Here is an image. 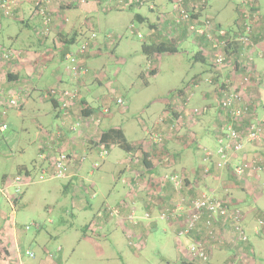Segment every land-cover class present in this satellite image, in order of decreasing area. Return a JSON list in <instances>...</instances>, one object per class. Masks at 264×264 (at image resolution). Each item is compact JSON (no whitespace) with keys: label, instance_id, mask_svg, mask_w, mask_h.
Here are the masks:
<instances>
[{"label":"crops","instance_id":"0c3cea01","mask_svg":"<svg viewBox=\"0 0 264 264\" xmlns=\"http://www.w3.org/2000/svg\"><path fill=\"white\" fill-rule=\"evenodd\" d=\"M109 1L84 0L76 3V8L61 10L60 13H57L59 16L54 21L50 35L43 39L37 37L42 21L35 13L31 1L23 2L11 18H6L0 13V34L3 33V36H0V53L2 50L14 49L23 54L16 61L3 62L0 60V88L7 95L20 97L23 102L19 110L10 108L6 119L3 120V122L7 123L8 129L0 131V158L12 159L17 153H26V149L23 147L15 148V146H18L16 145L18 140L16 132H8L11 130L10 126L13 121L21 116L22 118L24 117L22 112L26 110L32 99L35 100L33 98L35 92L39 93L40 96L38 100L33 102L29 112H33L35 120L33 122L40 129V145L32 167L27 166L25 161H17L15 166L17 172L20 173V169H23L22 173L29 171L31 174L38 165L40 169L47 170L44 172L53 176L56 155L60 152L70 154L69 177L65 179L61 188L62 195L66 198V201H59L57 206L51 205L47 207V210H54L57 207L65 209L63 211L65 218L57 224L49 218L46 222L50 226H47L40 218L32 220L31 223H28L29 220L23 219V214L19 213L18 210L19 208L22 209V206H26L24 203L25 190L20 201L15 202L12 199H10L12 201H9L7 198H10V195L6 194L5 188L10 182L7 187L14 189L13 177L17 175V172L14 175L3 174L0 179V197L5 200V203L3 205L2 202L0 203V264H69L78 251L84 254L85 252L88 253L89 250L91 251L90 259L92 261L99 264H109L114 256L113 245H117L120 240V237L116 236L119 235L118 232H121L126 239L128 234L127 241L130 240L131 242L132 238L129 234L132 233L143 238V242L146 234L157 229L160 223L163 222L168 226L166 230L177 234L180 227L179 221H162L158 218V213L162 208L171 207L176 203L174 199L176 191L172 184L169 182L164 183V179L169 178L166 175L169 171L172 172L178 168L181 169V167L187 171L186 174L191 181L183 192V194L187 193L188 197L192 196L191 194H194L195 191L199 192L212 186L213 191L219 194L222 193V195L226 190H229L243 206L250 199L256 200L257 195L263 190L264 176L259 181L255 180L254 176H249L243 181L236 180L237 184L234 183L232 188L226 186L229 179L226 180L223 175H221L224 178L222 185L220 182L212 184L204 181L203 175H201L204 172V166L198 165L197 168H193L187 162L188 156L183 155L182 150L184 148H186L185 151L187 149L190 150L197 141L199 143L203 141L206 134L198 129L197 140L194 141L190 133L182 134L181 131L179 133V131L177 132L178 128L174 130L172 122H170V130L171 127L173 129L169 132L167 125L169 121L164 123L157 121L151 130L164 133L163 135L166 136L165 151L168 150L167 146L171 144L179 143L180 146L181 144L183 146H181L179 152H171L172 154H167V157L162 154L164 157H161V159L157 155L159 156L161 152L164 153V150H159L157 146L154 147L148 134L150 129L145 131L148 140L143 137V140L130 141L124 127H108V129L121 128L130 142L141 144L143 150L151 155L149 160L152 162V168H147L143 164V157L139 152L128 154L129 157L126 162H118V165L125 166L119 167L114 171L118 174L121 187L117 185L118 182L110 184L109 189L105 187V176L108 175L109 178L111 173H114L112 171L114 164H112L113 161L110 159L114 146L110 150L107 149L108 155L104 159L100 157V146L97 147V141L101 133L108 129H102L101 125L104 120H101V116L91 111L92 114L89 117H85L82 115L81 110L83 105L94 110L97 109L99 104L102 106L107 105V96L94 97L97 91L95 92L93 87L100 84V79L97 76L99 72H96V69L89 68L88 76H82L79 79L73 77L67 70L69 63L60 55V52L63 51V46L60 42L62 37L80 33L78 38V41H80L82 36L86 34L85 29L86 26L90 25L91 18L100 12L109 14L112 11H128L132 15V30H134L135 22L146 24L150 29L148 38L151 39V42L165 41L167 38H172L178 45V52L180 51V44L189 40L190 36L185 25H177L175 23L174 0H144L147 3L143 4L136 3V0H123L122 3H120L121 0H114L112 3ZM201 2H204L203 5ZM259 2L260 0L256 3L258 20L253 22L252 38L263 51V57L259 55L258 50L257 53L250 54L254 62L250 63L249 57H244V61L247 64L253 63L254 65L256 58L264 59V14L260 11ZM186 4L195 14V17L212 20L223 28L235 31V33L242 32L244 23L248 22L242 13L245 5L241 1L186 0ZM18 24L23 29L15 32L13 28L16 25L18 26ZM92 26L94 27V25ZM6 38L12 44L10 47H5L1 43L4 42L1 40ZM14 45L17 47H14ZM193 48L195 52L193 54L194 62L203 64V71L206 75H210V81L218 80L217 74L210 64L209 56L207 58V54L210 52L208 44L202 38L195 37ZM209 55L211 58L210 53ZM87 60L84 61L85 64L86 62H91L93 58ZM258 73H256L255 79L253 76L254 80L246 88V91L250 97L256 98L261 103L255 112L264 117V114L260 113V109H264V89H262L263 83L261 80L264 66ZM141 74L145 75V73ZM10 76L12 77L10 78ZM200 77V75H197L194 79H199ZM53 86L80 92L81 100L73 104L68 117H63L54 103L41 97V93L44 90L46 91ZM210 93H206V98H208ZM92 96L93 99L91 100ZM47 102L52 103L55 109L56 123L53 120L42 121L44 117L48 116L45 106ZM219 114V118L217 120L215 118V131H218L226 123V118H224L226 114L223 111H219ZM15 116L16 118H14ZM74 123L81 125L75 132L71 130ZM248 148L249 150L252 149ZM181 154L182 156L180 157ZM82 158L85 159L83 160ZM163 163L170 167H164ZM224 175L228 177L226 174ZM50 188L46 189V193L52 194L53 190ZM93 193L96 195L94 196ZM114 209L119 210L117 216L111 214ZM133 210L140 216L138 224L127 221ZM146 212L151 214L152 219L144 218ZM250 212L251 216L246 218L250 241L242 249L248 253L252 251L254 256L257 257L250 232L256 239L264 240V228L259 234L254 231L258 220L264 219V211L254 207ZM87 213H90L89 217ZM24 216L26 218L30 217L28 212H25ZM84 217L88 219H85L79 228L83 235L79 236L75 232L76 235L74 237L72 232L76 227V219L80 221ZM25 224H35L37 227H34L35 231L32 234H29V232L22 229ZM46 230L55 233V235H52L55 242L49 245L46 243L47 237L44 234ZM109 241L112 243L111 246L113 248H110L106 243ZM28 251L33 254V257L26 254ZM223 253L227 254L225 258L231 257L233 249L230 248ZM122 256V254H119L120 258ZM225 258L221 257L219 261Z\"/></svg>","mask_w":264,"mask_h":264},{"label":"rangeland","instance_id":"374dc122","mask_svg":"<svg viewBox=\"0 0 264 264\" xmlns=\"http://www.w3.org/2000/svg\"><path fill=\"white\" fill-rule=\"evenodd\" d=\"M234 1H241V3H243L244 0ZM109 2L112 3L114 0H110ZM259 7L261 13L264 14V0H260ZM247 9L248 6L245 5L242 13ZM90 22V25L86 26L85 35L89 37V35L97 34L99 37L98 39L100 40L99 42L101 43L100 47L102 48L99 49V47H96L97 45L92 48L90 59L93 58V60H91V62H86V65L88 68H94L96 69V72H99L97 76L100 79V84L93 87L94 91H97L94 97L98 96L100 98L101 96H107L106 104H109L110 106L109 114L104 115L100 112L101 120H104L101 125L102 129L121 126L126 129L130 141L143 140V137L148 140L145 132L146 129L154 128L155 123L159 121L161 117L167 119L166 114L168 112L167 107L170 95L178 89L187 87V92L190 98L187 109L192 112L195 109H199L202 112L194 119V121L188 123V125L186 124L181 132L182 134H186V132L190 133V136L193 139L199 129V131H203L206 136L200 143L197 141L190 150L187 149L185 151L186 148H184L182 150L184 154H182L188 156L187 162H189L193 168H197L198 165H201V167L206 166L204 162L205 149L212 153H215L217 149L215 135L216 128L214 124L215 118L217 120L220 116L219 111H221V109L218 98L214 93V86L206 83V79H209L210 75H206L203 71L204 66L202 63L194 62L193 54L195 52L193 44L195 37L190 35L189 40H186L183 43L180 42V51L178 53L163 54L162 56L149 60L142 53V44L151 42V39L148 38L150 29L146 24L135 22L134 30H132V15H130L128 11H112L109 14H103L100 12L95 17L91 18ZM92 25H94V27ZM18 26L16 25L15 28H13L15 32L23 29L20 24H18ZM110 35L114 37L113 40H109L108 36ZM0 36H3V33H1ZM1 41H4L1 43L4 44L5 47H10L12 45L7 38ZM84 41L85 38L82 37L73 49L77 51L78 46ZM14 47L17 46L14 45ZM259 50L260 49H258L259 53L263 52L262 50ZM90 59L88 57V60ZM256 59L255 65L253 64L254 67H252L255 74L260 72L264 66V59ZM151 64L158 69V73L155 76L149 75ZM153 66L151 68H153ZM141 73H145L146 80L140 76ZM197 75H200L201 77L198 80L199 83L196 88L193 79ZM261 80L263 83L262 89H264V73L261 75ZM146 81H148V84ZM208 92L211 93L208 98H206V93ZM39 96V93L35 92L33 94L35 100H38ZM92 99L93 96L91 100ZM117 99H122L124 105H118ZM35 100L32 99L26 110L22 112V115L24 116L23 118L21 116L19 119L13 121L14 123L12 122V125L10 126L11 130L8 132H16L18 138L16 145L18 146H15V148L23 147L26 149V153H17L12 159L0 158V179L3 174L8 173L9 175H14L17 172L15 167L17 161H25L27 166L32 167L33 161L36 160L38 146L40 145V129L36 127L33 122L35 121L33 112H29L31 105ZM178 101L179 100L176 97L174 102L178 103ZM45 106L48 116L44 117L42 121L53 120L56 123L57 119L54 116L55 109L52 103L47 102ZM101 108L102 105L99 104L97 109L100 111ZM205 108L207 110H205ZM260 113L264 114V109H260ZM14 118H16V116ZM167 125L169 130L170 122ZM177 131H179V128ZM181 146L183 145L181 144ZM181 146L179 143L175 145L171 144L170 146L168 145L167 152L165 151L159 156L157 155V157H160L159 159H161V157H167L172 153H177L180 151ZM162 154H164V156ZM128 157V153L124 152L119 147L114 146L112 153L110 154V159L113 161L112 164H114L112 171L114 172L119 167L125 166L118 165V162H126ZM163 164L164 167H170L167 166L166 163ZM44 171L47 170L40 169V166L38 165L37 168H34L32 171L31 181L24 188L26 194L24 203L26 206H22V209L19 208L18 212L23 214V219L29 220L28 223L40 218L47 224V226H50V224L46 222L48 218L54 220L56 224L65 218L63 215L65 209L57 207L54 210H47L48 206H57L59 201H66V198L62 195L61 191L65 179H57L50 174H43ZM181 172H183L184 175L181 174ZM186 172L187 171L181 167V169L178 168L172 172L169 171L166 175L178 174L183 181L188 180L191 182ZM215 174L217 173L215 172ZM22 177H25V175H22ZM217 180L218 178L215 176V178H209L208 182L214 184L218 183ZM115 182H118L117 185L121 187L116 172L111 173L109 178L108 175L104 178L105 187L107 189L110 188V184ZM9 184L10 182L5 188L6 194L10 196L15 195V190L7 187ZM49 187L53 190L52 194L46 193V189ZM175 194L176 196H174V199L176 202L184 199V203L189 204L191 201V197H188L187 193L183 194L181 192H175ZM197 194L198 193L195 191V193L191 195L197 196ZM1 202L2 205L5 203V200L2 197H0V203ZM248 202L241 206L247 217L251 216L250 211L254 207L264 211V187L257 195L256 200L250 199ZM25 212H28L30 217L26 218V216H24ZM87 215L89 217L90 213H87ZM85 219L88 218L84 217L80 221L76 219V227L72 232L74 237L76 235L75 232H77V235L79 236L83 235L79 228L80 224L83 223ZM31 228L29 234H32L35 231V228ZM166 228L168 229L166 223H160V226L157 229L146 234V238L143 242V238L130 233L129 235L132 238V243L130 240L127 241L128 234L126 239L121 232H118L119 235L116 236H119L120 240L117 245H113L114 256L109 264H178L181 259H184L187 256V248L190 240L180 238L177 234L166 230ZM44 234L45 237H47V245L55 242V239L52 237V235H55L53 231L46 230ZM250 235L255 245L257 256L254 257L255 261H253V263L264 264V240L261 241L256 239L251 232ZM106 243L110 248H113L110 241ZM90 253V250L88 253L85 252L84 254L78 251V253L72 257L69 264H99L90 259ZM119 254L123 255L122 258L119 257ZM226 256V253H218L214 257L213 264H216L215 261L218 262L221 257L225 258ZM197 264L203 263L198 262Z\"/></svg>","mask_w":264,"mask_h":264},{"label":"built area","instance_id":"2783aa9c","mask_svg":"<svg viewBox=\"0 0 264 264\" xmlns=\"http://www.w3.org/2000/svg\"><path fill=\"white\" fill-rule=\"evenodd\" d=\"M26 1L32 2L35 13L42 21L38 36L45 38L50 35L54 21L59 16L57 14L60 13L59 6L68 3L69 0H0V13L6 18H11L20 5ZM76 1L79 3L84 0ZM120 2L122 3L123 0ZM136 3L147 2L136 0ZM203 3L201 2L202 5ZM242 4L248 6V9L243 12L248 22L244 23L241 34L233 36V41L239 42L244 47L243 51L240 52V58H237L235 53L230 58L227 56L224 50L228 45L227 42L213 37L212 32L216 30L215 23L209 19L201 20V18L194 17L193 12L187 7L186 0H174L173 12L177 25H185L191 34L206 36L213 42L215 48L213 54L214 69L223 70L232 66L239 73H235L236 78H238L235 83L228 81L214 84L209 79L206 81L210 85L219 87V92L215 93V96L219 99L221 109L226 114L224 117L226 123L217 131L218 149L216 156L205 149L204 162L206 166H204V173H209L211 166L216 173H220L231 165L232 173L238 181H243L249 176H254L255 180L259 181L264 176V117L255 112L261 103L247 94L246 88L252 82L253 70L250 72V69H246L247 63L244 61V57H249V62H253V58L250 57V54L254 53L255 47L252 42L253 22L258 20V14L255 0H244ZM217 31L221 36H225L227 32L224 29ZM95 37L92 35V38ZM88 47V41L82 43L80 46L81 53H84ZM259 55L263 57V52H260ZM20 57L21 52L14 49L2 50L0 53V60L3 62L16 61ZM66 61L69 63L67 70L73 77L79 79L86 75L87 71L84 65L78 62L76 56L69 53L66 56ZM251 65L253 66V63ZM49 95L54 96V99L59 101L61 109L65 112L64 115H67L68 108L72 107L79 99L78 90H68L61 87L52 89ZM45 97L49 98L48 95ZM22 103L20 97L7 95L0 88V131L8 129L7 123L3 122L7 117L8 110L10 108L19 110L23 105ZM117 103L123 105V100L118 99ZM103 111L109 113V108L106 106ZM201 112V110L195 109L191 116H198ZM164 122L165 118L162 117L159 123ZM177 123L182 124L183 122L178 120ZM76 125L79 126V124ZM77 126L72 127L71 130L75 131ZM148 134L154 145L159 146L164 140V135L160 132L150 129ZM248 147L252 149L249 150ZM107 155V149L101 146L100 157L104 159ZM69 162V154L64 152L57 154L54 159L53 177L67 179L69 177ZM96 166L99 167L98 164ZM43 174H47V172H43ZM169 180L176 189L181 188V180L178 176H172ZM30 181L31 176H16L13 179L15 195L24 193V188ZM166 181H168V177L164 179V183ZM111 214L117 216L119 210L114 209ZM144 218L152 219V216L146 212ZM158 218L165 222L184 219V222L180 224L177 236L190 240L186 257L188 260L213 264L215 253L227 252V248H231L233 255L226 260L216 262V264H254L253 252H244L245 250L242 249L250 241L246 225L247 215L232 199L227 201L224 198L214 196L212 193H203L191 200L189 204H185L182 199L174 203L172 207L162 209L158 213ZM128 219L131 223L138 224L140 217L133 210ZM219 220L221 221L220 224H218ZM31 226L36 225L31 224ZM263 228L264 219H261L255 225L254 231L259 234ZM194 236L198 238L194 239ZM26 254L33 257L29 251Z\"/></svg>","mask_w":264,"mask_h":264},{"label":"trees","instance_id":"16d2710c","mask_svg":"<svg viewBox=\"0 0 264 264\" xmlns=\"http://www.w3.org/2000/svg\"><path fill=\"white\" fill-rule=\"evenodd\" d=\"M255 1H256V3L258 2V0H255ZM76 3H78V2L77 1H71V0H69L68 3L62 4L61 6H59V10L61 12V10H63V9L65 10L67 8H76L77 7V5H75ZM194 17H195V14H194ZM196 17H198V16H196ZM198 18H200V17H198ZM201 20H204V19L201 18ZM214 25L216 26V30H214L212 32L213 37L215 39H219L221 41H226L227 44H228L224 48L227 56L230 58L235 53L236 57L237 58H240L239 57L240 52L243 51V48L244 47L239 42L233 41V36L238 35V34H241L242 32L235 33V31H232L230 29L223 28L219 24H216L215 23ZM218 29H224V30H226L227 31L226 32V35L225 36H221L218 33V31H217ZM92 35H95L96 37L95 38H92ZM92 35L91 36L89 35V37H87L84 34L82 36V37L85 38V41H88L89 42V47H88V49L84 53H81V51H80V46L81 45L78 46L77 51L75 49H73V47L76 46L79 43L78 38L80 36V33H75L74 35H67L65 37H62V39L60 41L61 42V45L63 46V51L60 52V55L63 57V59L65 61H66V56L69 53H71L74 56H76L78 62H80V64L84 65V68L87 71V73H86L85 76H88V74L90 72V69L87 67V65L85 64L84 61L86 59H88V57L91 55L92 48H94L96 45H97L96 47H99V49L102 48V47H100V44L101 43L99 42L100 40L98 39L99 38L98 35L97 34H92ZM190 35H192L194 37L202 38L208 44V46L210 48V52L209 53L211 54V58H210L209 53L207 54V58L209 56L210 64L213 67L214 66V56H213V54L215 52V50H214L215 48L213 47V42L209 38H207L206 36H199V35H195L193 33L192 34L190 33ZM37 37L38 38H41V39L44 38V37H41V36H37ZM108 37H109V40H113L114 39V37L112 35H110ZM84 42H82V43H84ZM252 42L255 44L254 53H257V50L258 49L261 50V48L258 47L257 43L253 39H252ZM247 49H249V48H247ZM178 50H179L178 45L175 43V40H173L172 38H167L165 41H153V42L148 43V44L147 43H144L142 45V53L149 60L150 59H154L155 57H159V56H161L163 54H175V53L178 52ZM22 55L23 54H21V57H22ZM152 66H153V64H151V67ZM245 66H246V69H250V72H252V70H253L252 67H254V66H252L251 64H246ZM151 67H150V70H149V75L150 76L157 75L158 69L156 67H154V66H153V68H151ZM213 69H214V67H213ZM214 70H215V72L217 74V77H218V80H216V81H215V79L213 80V83L214 84H217V83H220V82H228V81L235 83L238 80V78H236V76H235V73L236 74H239V73H238V71L234 70L232 66L229 69L228 68H224L223 70H216V69H214ZM140 76L144 80H146V76L144 74H141ZM253 76H254V79H255L256 74L254 72H253ZM253 76H252V80H254L253 79ZM11 77L12 76H10V78ZM198 80L199 79H194L195 87L196 88L198 87V83H199ZM146 83L148 84V81H146ZM57 87L58 86H53L50 89L42 92L41 93V97L44 100H46V101H49V102L54 103L55 106H56V108L59 109L60 114L62 113L63 117H68L70 115V113H71V109L72 108L71 107L68 108L67 115H64L65 112H64V110L61 109V106L59 104V101L56 100V99H54V96L52 97L51 95H49L50 91L52 89H54V88H57ZM213 88H214V93H218L219 92V87L214 86ZM46 95H48L49 98L45 97ZM176 97L179 100L178 103L177 102L176 103L174 102V99H176ZM78 100L79 101L81 100L80 99V92H79V99ZM189 101H190V98H189V94L187 92V87H184V88H181V89H178V90L174 91L170 95V97L168 99V107H167L168 112L166 114L167 119L165 118V121L166 122L167 121L172 122L173 125H174V130H176V128H179V133H180V131H182L185 128L184 126L186 124L188 125V123H191L197 117V116H191L192 111H189L187 109V106H188V102ZM218 101H219V99H218ZM123 105H124V101H123ZM85 106L86 105H83L82 106V110H81L82 115H84L85 117H89L92 114V112H94L98 116H100V114H101L100 112H102L104 115L110 113V106H109V104L106 105L109 108V113H104L103 109L106 108V106H104V105L102 106V108H101L100 111L98 109L94 110V109H92L90 107H85ZM219 106H220V104H219ZM220 109H221V106H220ZM221 111H223V110L221 109ZM178 120H181L183 123L182 124H178L177 123ZM76 124H78V123H74L72 125V127L77 126ZM80 127H81V125L79 124V126H77V129L76 130H78ZM169 130H170V125H169ZM169 132H171V130ZM215 134H216V138H217V131H216ZM195 140H197V134L194 137V141ZM165 142H166V136L164 135V140L162 141V143L159 146L158 145H154V147L157 146L159 150H164L165 145H166ZM98 146H100V147L103 146L104 148H106L108 150H110L113 146H117L121 150H123L124 152H126L128 154H132V153L139 152L141 154V156L143 157V164L147 168H152V162L149 160V157H151V155L148 154L147 152H145L143 150L141 144H135V143L130 142L127 139L124 131L121 128H110V129H108L106 131H103L101 133L100 137L98 138L97 147ZM217 149H218V145H217ZM217 149H216V152L213 153L214 156H216V154H217ZM164 152H165V150H164ZM166 152H167V150H166ZM161 153H163V152H161ZM69 157H70V154H69ZM22 172H23V169H20V173H18L17 175L18 176H22V175L31 176V174H32V173L30 174L29 171L24 172V173H22ZM224 174H226L228 177H226ZM201 175H203L204 181H206V182H208V179L209 178H215V176H216V178H218L217 182L218 183L220 182L221 185H222V180H224V178H223V176H224L226 178V180L229 179L227 181V183H226L227 184L226 186L228 188L234 187L233 184L236 183V180L238 181L237 177L232 173V167H231V165H229L226 169H224L223 172H220V173H217V174H215L214 168H213V166H211V169H210V172L209 173H204L203 172ZM221 175H223V176H221ZM168 176H169V178L172 177V176H178L179 177V179L181 180V188L180 189H176L174 187V185L171 183V181L169 180V178H168V181H166V182H169L170 184H172L173 188L175 189V191L177 193H179V192L183 193L184 192V189L187 188L189 181L188 180H184L183 181L180 178V175H177V174H171V175H168ZM163 177H165V176H163ZM197 193H198L197 196H193V195L190 196L191 197V200L196 199L198 196H201L203 193H212V194H214V196H216L218 198H224V200H227V201H229L231 199L234 200V202L236 203V205L239 208H241V202L235 197V195L232 192L230 193L229 190H226V192L222 195V193L219 194L218 192L213 191L212 186H209L206 189L201 190V191H199ZM22 197H23V193L21 195H12V196H10V198H8V200L9 201L14 200L15 202H18V201H20V199ZM10 199H12V200H10ZM127 221L130 222L129 219ZM178 221H179L178 224L180 226V224L184 222V219L183 220H178ZM169 222H173V221L170 220ZM220 223H221V221L219 220L218 224H220ZM31 227L34 228V227H37V226H31V224H25L22 227V229L24 231H26V232H29V230L32 229ZM197 238L198 237L194 236V239H197ZM218 253H223V252H217V253H215L214 254V257ZM186 257L184 259H181L178 264H197V262L188 260V259H186ZM215 262H217V261H215Z\"/></svg>","mask_w":264,"mask_h":264}]
</instances>
